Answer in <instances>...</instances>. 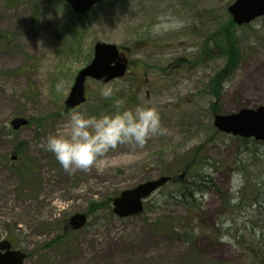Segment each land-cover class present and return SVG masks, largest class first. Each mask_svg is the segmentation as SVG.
<instances>
[{
  "label": "rangeland",
  "instance_id": "rangeland-1",
  "mask_svg": "<svg viewBox=\"0 0 264 264\" xmlns=\"http://www.w3.org/2000/svg\"><path fill=\"white\" fill-rule=\"evenodd\" d=\"M233 2L105 0L80 16L63 0H0V232L27 253L24 264L245 263L233 239L219 237L216 229L226 225L222 196L240 190L249 160L231 136L208 142L211 106L223 114L264 106V18L238 27L228 12ZM176 20L182 27L155 30ZM234 37L238 43H230ZM99 42L123 49L129 73L105 85L89 80L88 102L67 110L65 100ZM235 45L240 64L216 99L208 81L224 65L222 52L230 57ZM197 53L212 57L197 67ZM184 60H191L188 70ZM106 86L113 89L108 97L101 94ZM136 106L151 107L160 117V132L143 148L118 145L88 171L70 174L42 147L70 112L100 117ZM17 117L30 120L29 126L14 131ZM197 146L215 188L204 195L206 217L193 247L157 229L162 214H182L183 208L159 209L156 194L138 217L110 216L116 196L160 178L172 163L177 169V160ZM76 214H86L88 225L75 232L70 220Z\"/></svg>",
  "mask_w": 264,
  "mask_h": 264
},
{
  "label": "trees",
  "instance_id": "trees-1",
  "mask_svg": "<svg viewBox=\"0 0 264 264\" xmlns=\"http://www.w3.org/2000/svg\"><path fill=\"white\" fill-rule=\"evenodd\" d=\"M243 27L247 29L251 25ZM70 32L74 34V32ZM235 39L234 37L230 43H238ZM203 57V60H205L206 57L212 56L199 53L196 65L203 61ZM221 57L224 59L223 67L210 78L207 84L212 95H216V99L221 94L223 83L235 73L240 64L241 53L239 46H234V52L230 57L223 52ZM190 62L191 60L188 62L184 60L183 64L181 61H179V64L186 68L187 63ZM185 65L186 67H184ZM199 66L201 65L197 67ZM219 78L222 79L220 84H218ZM211 107L213 116L222 113L221 109ZM213 129L212 136L208 138L209 143L214 141L217 136L223 135L215 128ZM232 139L241 141L245 149L241 154L246 156L244 158L249 160V163L243 164L244 181L240 190L235 195L222 196L221 209L223 213H221V218L225 219L226 225L217 227L216 230L219 237L233 239L234 245L240 250L243 260L245 259L244 264H264V151L260 150L261 147L264 148V142L235 137H232ZM189 153L191 154L188 155ZM189 153L187 152L177 160L179 161L177 169H173V163L170 167L168 165L163 168L162 175L171 176L173 180L156 194L155 200L159 199L157 203L160 206L155 204L159 206V209L162 206L171 205L183 208L182 214H162L163 217L158 219L157 229H165L167 236L175 237L179 241L193 247L197 239V232L206 217L204 195L215 188V182L212 176L207 174L204 169L207 164V157H204V149L201 146H197ZM254 166L258 167V169L260 168V170L258 172L254 171L252 169ZM31 172L33 171H27L29 174L26 176L29 180H32L30 179ZM22 177L23 181L28 183L25 176ZM110 216L117 220L112 212H110ZM213 226L210 228V232L215 230V224Z\"/></svg>",
  "mask_w": 264,
  "mask_h": 264
},
{
  "label": "water",
  "instance_id": "water-1",
  "mask_svg": "<svg viewBox=\"0 0 264 264\" xmlns=\"http://www.w3.org/2000/svg\"><path fill=\"white\" fill-rule=\"evenodd\" d=\"M71 6L76 14L84 15L93 10L103 0H63ZM228 12L238 26L249 25L264 17V0H235L228 7ZM128 70V60L120 53L117 45L97 43L91 63L81 70L72 87L65 105L75 110L87 101L86 83L89 79L108 84L123 78ZM24 117L15 118L11 125L15 131L28 126ZM214 127L223 133L244 139L253 138L264 142V106L256 109H242L228 115H215ZM171 181L170 177L142 183L132 189L125 190L113 200V213L120 219L134 217L144 211V202L155 192ZM88 222L86 214H76L70 220L73 230L83 229ZM6 251L3 253L2 251ZM26 254L11 251L7 241L0 243V264H24Z\"/></svg>",
  "mask_w": 264,
  "mask_h": 264
},
{
  "label": "clouds",
  "instance_id": "clouds-1",
  "mask_svg": "<svg viewBox=\"0 0 264 264\" xmlns=\"http://www.w3.org/2000/svg\"><path fill=\"white\" fill-rule=\"evenodd\" d=\"M161 27L179 28L182 22L176 20L171 25L158 24L155 30L159 32ZM112 92L111 87L101 89L104 97L112 95ZM160 130L158 113L147 106H136L100 117L73 111L66 114L60 130L50 134L42 147L54 155L64 171L71 174L77 170L88 171L118 145L143 148L148 139Z\"/></svg>",
  "mask_w": 264,
  "mask_h": 264
},
{
  "label": "flooded vegetation",
  "instance_id": "flooded-vegetation-1",
  "mask_svg": "<svg viewBox=\"0 0 264 264\" xmlns=\"http://www.w3.org/2000/svg\"><path fill=\"white\" fill-rule=\"evenodd\" d=\"M3 241H8L10 243L11 250H15V251L20 250V247L17 246L14 241H12L9 238H7L6 234L0 232V243H3Z\"/></svg>",
  "mask_w": 264,
  "mask_h": 264
}]
</instances>
